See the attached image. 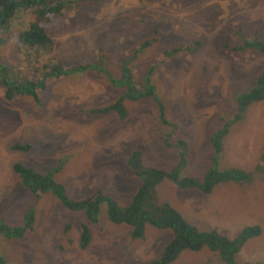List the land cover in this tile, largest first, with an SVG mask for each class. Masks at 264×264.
Listing matches in <instances>:
<instances>
[{"label":"rangeland","instance_id":"1","mask_svg":"<svg viewBox=\"0 0 264 264\" xmlns=\"http://www.w3.org/2000/svg\"><path fill=\"white\" fill-rule=\"evenodd\" d=\"M70 4L61 14L38 19L52 40L50 52H42L40 61H59L65 67L83 58L94 63L102 55L109 77L116 79L119 63L127 60L137 87L147 84L143 77L149 72L155 99H122V114L93 113L114 103L122 92L96 70L48 79L37 104L29 96L5 99L0 84V220L18 225L23 213L26 220L28 215L33 217L31 228L20 238L0 235V257L5 264H145L167 241L169 229L145 226L142 238H131L129 226L107 222L103 213L90 221L81 211L64 208L50 192L32 195L12 164L40 173L55 169L52 179L71 198L101 190L123 205L138 184L125 160L131 149L140 150L143 165L168 169L178 157L174 142L181 139L187 148L181 174L199 177L205 169L201 165L208 162L209 133L220 118L232 116L235 95L246 90L264 66V52L234 51L223 44H240L238 34L264 39V0ZM194 40L201 45L192 53L162 54ZM143 42L147 45L137 51ZM21 53L23 48L15 41L0 47L2 61L31 79L32 67ZM241 119L224 138L219 164L253 169L248 183L224 182L203 194L162 181L155 191L160 201L168 202L201 230L214 228L231 238L244 226L258 225L260 234L242 244L235 260L264 263V163L259 161L264 100L249 105ZM15 144L27 149H14ZM80 224L89 233L85 247L79 245ZM170 264L225 263L202 247L183 250Z\"/></svg>","mask_w":264,"mask_h":264},{"label":"trees","instance_id":"2","mask_svg":"<svg viewBox=\"0 0 264 264\" xmlns=\"http://www.w3.org/2000/svg\"><path fill=\"white\" fill-rule=\"evenodd\" d=\"M86 0H0V47L9 41H15L23 48L27 61L31 65L30 71L34 73L31 79L19 76L18 69L2 61L0 56V84L3 87V96L12 99L14 96H29L34 103H38V93L42 90L48 79L60 78L72 73H80L85 70L102 71L116 87L122 89L120 97L112 104L91 110L93 113H105L114 110L118 114L123 113L122 99L138 100L139 98L152 97L155 99L152 85L146 72L143 81L146 85L136 86L126 68L127 60H122L118 65L119 74L116 79L110 78L104 67L103 56L96 58L94 63H89L85 58L76 65L63 66L59 61L46 63L39 58L42 52L48 54L52 48V40L46 34L45 24L38 21L39 18L48 15H58L72 7L70 4L84 2ZM42 8V9H41ZM41 9V10H40ZM242 31V27H236ZM240 44L228 46L234 51L253 50L264 52V39H248L238 34ZM147 45L141 43L137 51ZM201 42L194 40L190 43H179L162 51L165 57H170L178 52H194ZM22 51V50H21ZM32 52V53H30ZM21 53V56L23 55ZM30 53V54H29ZM142 81V80H141ZM264 100V66L250 82L248 88L238 92L234 97V112L231 117L220 118L218 126L208 136L209 156L208 162L201 165L204 170L199 177L182 175L185 166L187 148L181 139L174 142L178 149L176 163L168 168L162 169L155 166L143 165L141 152L137 148L131 149L126 155V164L131 174L138 179L135 191L129 200L119 205L110 195L101 190H94L83 198L75 199L69 197L62 184L52 179L50 169L40 173L20 163L12 164V171L19 177L21 184L34 196L50 192L60 204L71 211H81L86 219L97 221L99 213L105 214L104 218L112 224H125L130 227L131 238H142L145 226L157 229H169L170 236L160 246L157 255L145 264H170L183 250L197 251L204 247L217 253V256L225 264H237L235 257L242 244L247 240L260 234L258 225L242 227L231 238L218 232L214 228L201 230L193 223L188 222L179 211L170 206L168 202L157 198L155 188L162 181H169L180 189H195L200 193H209L214 186L224 182L248 183L253 174V169H239L236 167H221L219 159L223 148L225 136L229 133L230 126L241 122L242 114H246L249 105ZM163 122L166 123L164 119ZM14 149L26 150V145L15 144ZM259 161L264 163V144L259 152ZM263 163L257 164L262 167ZM23 213L22 224H2L0 220V235L5 238H20L23 233L31 228L33 217ZM102 218V217H101ZM79 244L81 247L89 241V233L85 224H80ZM0 264L5 261L0 257ZM240 264H264L263 262H244Z\"/></svg>","mask_w":264,"mask_h":264},{"label":"clouds","instance_id":"3","mask_svg":"<svg viewBox=\"0 0 264 264\" xmlns=\"http://www.w3.org/2000/svg\"><path fill=\"white\" fill-rule=\"evenodd\" d=\"M46 34H47V33H46ZM48 37H49V36H48ZM143 234H144V232H143ZM79 245H80V244H79ZM85 246H87V243L84 245V247H85ZM152 259H153V258H152ZM147 262H148V261H147Z\"/></svg>","mask_w":264,"mask_h":264}]
</instances>
